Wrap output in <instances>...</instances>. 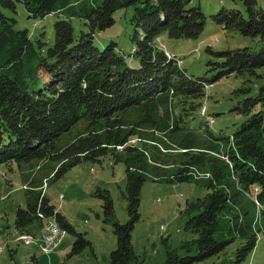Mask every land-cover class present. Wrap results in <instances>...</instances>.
Returning <instances> with one entry per match:
<instances>
[{"label":"trees","instance_id":"16d2710c","mask_svg":"<svg viewBox=\"0 0 264 264\" xmlns=\"http://www.w3.org/2000/svg\"><path fill=\"white\" fill-rule=\"evenodd\" d=\"M241 1L244 10L223 7L212 18L259 38L261 45L209 48L214 57L208 64L218 73L208 80L188 74L183 60L159 42L162 35L201 36L207 16L190 0H0L13 10L16 2L23 3L33 18L57 17L49 45L45 31L33 37L0 11V166L21 167L26 207L19 206L15 218L21 235L34 236L55 219L75 235L70 256L92 246L51 204L45 187L83 161L109 158L126 165L123 198L129 215L120 222L110 192L98 191L104 222L117 237L110 264H142L132 232L148 178L196 182L208 190L187 201L186 228L196 238L182 245L183 255L168 249L165 264H194L213 256L218 260L211 264H242L253 253L264 236V87L235 107L247 118L233 134L215 135L207 118L213 116L201 115L206 85L231 74L249 82L264 67V0ZM121 8H132L130 58L116 41L96 43L98 32L115 23ZM74 18L86 30L76 32ZM239 92L250 93V85ZM198 112L205 121L193 127Z\"/></svg>","mask_w":264,"mask_h":264},{"label":"rangeland","instance_id":"374dc122","mask_svg":"<svg viewBox=\"0 0 264 264\" xmlns=\"http://www.w3.org/2000/svg\"><path fill=\"white\" fill-rule=\"evenodd\" d=\"M260 3L263 0H258ZM191 5L200 6L206 14L204 31L199 38H169L162 35L160 44L168 52L183 60L178 64L195 77L212 80L218 73L211 70L208 64L213 59V51L235 49L252 46L259 48L257 37L240 34L231 28L216 23L212 15L221 8H238L244 10L241 0H190ZM2 14L16 20V29H28L35 37L42 31L46 33V41L52 45L55 37L54 23L57 17L53 14L45 18L30 17L21 2H16L15 10L0 5ZM132 8H121L114 13L115 23L98 32L96 43L103 46L116 41L130 58V33L132 26L130 17ZM76 32L86 30L80 19L74 18ZM169 53V54H170ZM180 59V60H181ZM181 60V61H182ZM133 58V64L138 65ZM259 75L246 78L231 74L215 80L206 87L207 96L203 97L207 113L214 121L210 132L218 135L233 134L247 118L235 108L246 96H255L264 87V67L258 70ZM209 83V81H208ZM250 85V93L239 90ZM257 109V108H256ZM205 120L196 113L191 124L199 127ZM24 167V166H23ZM127 183L126 165L123 161L114 162L106 158L103 162L83 161L64 173L59 179L51 180L45 187V193L51 204L62 213L78 232L86 234L92 246L86 247L79 254L70 256L75 235L68 233L64 241L51 254L43 252L39 242L21 243V237L15 227L16 210L26 207L24 182L21 167L17 163L0 166V264H110V253L117 247V237L111 223L104 222L103 200L96 194L99 190H108L112 196L117 219L125 223L129 219L127 202L123 198V190ZM208 190L196 182L169 183L154 181L148 178L141 192V217L132 232L134 251L142 264H165L168 249H177L180 254L186 250L182 245L196 238V234L186 228L188 216L185 213L187 201H193L206 195ZM36 231V230H35ZM42 231L34 232L40 238ZM32 234L29 232H24ZM23 235H27L24 234ZM18 238V239H17ZM238 246L234 243L228 248L233 251ZM224 254H221L223 257ZM217 256L194 264H211ZM242 264H264V236L260 235L253 253Z\"/></svg>","mask_w":264,"mask_h":264},{"label":"built area","instance_id":"2783aa9c","mask_svg":"<svg viewBox=\"0 0 264 264\" xmlns=\"http://www.w3.org/2000/svg\"><path fill=\"white\" fill-rule=\"evenodd\" d=\"M169 55V53H168ZM201 115H204V112H201ZM208 119H211V122H213V118L207 117ZM64 232L63 227L58 223L57 220H49L48 223L44 226L42 235L39 238L36 234L35 238H29L25 240V244H33L35 242H39L41 249L43 252L47 254H51L54 252V244L60 241L61 238H63Z\"/></svg>","mask_w":264,"mask_h":264},{"label":"bare ground","instance_id":"6f19581e","mask_svg":"<svg viewBox=\"0 0 264 264\" xmlns=\"http://www.w3.org/2000/svg\"><path fill=\"white\" fill-rule=\"evenodd\" d=\"M180 62H182L181 60H179V63ZM208 85H206V87H207ZM201 112H204V115H206V113H207V108H206V104H204L203 106H202V109H201ZM208 117H210V116H208ZM210 121H211V119H209ZM65 229V228H64ZM63 229V232H64V235H63V238H61L60 239V241H58L57 243H55L54 244V250L55 249H57V247L64 241V239H65V237H66V235L69 233L68 231H65ZM68 232V233H67ZM29 238H33L32 237V235H29V234H27V235H22L21 237H19V239L18 240H20V241H24L25 242V240H27V239H29ZM35 238V237H34Z\"/></svg>","mask_w":264,"mask_h":264}]
</instances>
